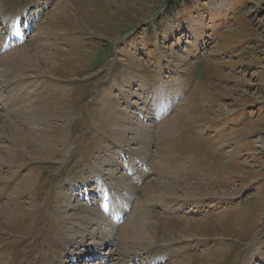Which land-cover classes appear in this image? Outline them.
<instances>
[{
	"label": "rangeland",
	"instance_id": "rangeland-1",
	"mask_svg": "<svg viewBox=\"0 0 264 264\" xmlns=\"http://www.w3.org/2000/svg\"><path fill=\"white\" fill-rule=\"evenodd\" d=\"M0 117V264H264V0H0Z\"/></svg>",
	"mask_w": 264,
	"mask_h": 264
},
{
	"label": "bare ground",
	"instance_id": "bare-ground-1",
	"mask_svg": "<svg viewBox=\"0 0 264 264\" xmlns=\"http://www.w3.org/2000/svg\"><path fill=\"white\" fill-rule=\"evenodd\" d=\"M37 59H39V58H36V60ZM43 61H44L45 64H47V61L45 59H43ZM33 62H34V60H33ZM164 87L165 86H161L160 90L163 89ZM129 91L131 92V90H129ZM162 92H163V90H161L158 95L161 96L162 95L161 94ZM143 94L145 95V98L144 97H140L139 100L145 106V105H147V102H148V99H149V94H147L146 92H144ZM134 97H135V95H134ZM180 97L182 98V95ZM135 106H138L139 107V105H135ZM168 110H169V108H167V109H161L160 107H158V109L156 110V113L159 114V117L158 118H160V114L161 113H166ZM141 111H143V110H140V116H143V113ZM145 111H147V110H145ZM175 112L177 113V112H179V110H176ZM175 112H174V114H172L170 116V118H172L173 115L176 114ZM115 116H116V113H115ZM117 116H118V119L114 118V119L110 120V124H111L112 127H116L115 128L116 129V133H117L118 137L120 138L121 142L124 140L125 134H126V132H129V130L132 131L133 134H134L133 137H132V139H130V140H133V141L135 140L137 142L139 140L138 133L134 129H130L128 126L127 127L122 126V125L120 126L119 124L124 123V121L127 120L128 121V124L138 125L140 121H138V119L136 120L135 118H133V116H131V117H130V115H129V117L125 116L124 113H123V111H122L121 114H118ZM167 120L168 119H166V120L164 119L163 122H161L159 125H162ZM175 120H176V117L172 118L169 122H167L162 127L163 132H165V131L166 132H169V129L172 127V125L174 124L173 122ZM119 122H121V123H119ZM0 123L4 124V120L1 117H0ZM141 123L143 125L147 124V123H144V122H141ZM117 126H119V127H117ZM41 136L35 130H30V131L25 132L22 136H19V139L16 140V141H17V143L19 144V146L23 150L27 151L35 159H42V158H45V157H47V158H55V154L58 153L55 144L51 140H49V142H45V136H43V135H41ZM128 144H129V142H128ZM262 148H264V142L262 144ZM9 153L13 157L17 152H16L15 149L14 150L12 149ZM33 155H35V156H33ZM32 173L30 175L24 176L23 179L19 182V184L16 185V187L13 190L15 195L17 194L18 191L22 193V191H29L30 190L31 185L34 182L33 181V175L34 174H32ZM0 183H3V178L1 176H0ZM160 184H162V187L159 190V194L162 197L164 195H167V196L170 195V196H174L175 197L174 188H169L165 182H162ZM184 194L185 195L183 197H180L181 199H184V197L186 199H190V197L193 196V194L188 193V192L187 193H184ZM7 197H8V195H7ZM8 204L9 203H6L5 205L3 204V206H0V215H3L8 220H15L14 217L22 216V214L24 213L23 212L24 210L21 207H17L14 210H12V209H10V205H8ZM7 206H9V207H7ZM136 209H137L136 212L139 214V218H137V220H135L134 222H132L133 227H139L138 230H137V232H136V237H137V239L146 238L147 241L150 242V238L148 237L149 234L147 232V227L149 225V221L147 219V215H145V214L140 215V212L141 211H139V210L141 208L138 207ZM110 214H112V213H110ZM118 215L120 216V214H118ZM117 218H118V216L115 214L114 217H113V219L116 220ZM130 224H129V227H130ZM108 234H105V235H101V233L96 234V236H99V238H102L103 239L104 242H102V244H101L102 246L105 243L111 242L110 235H108ZM124 238L125 237L123 235L118 236V242H122V240ZM81 241L77 242L78 244L76 243L75 249H76V251H78V253H74V259L72 261L74 264H77V263L78 264H82V263H79L81 261V259H85L86 258L87 259V262H89L92 259H94L95 257L100 256V255H103L101 253H98L99 251H97L98 248H97L96 245H93L92 243L91 244H86L85 243L86 242L85 240H83L84 242H81ZM112 256H113V254H112ZM112 256L110 255L107 258H111ZM84 264H86V263H84ZM100 264H105V263L100 262ZM126 264H132V263L131 262H127Z\"/></svg>",
	"mask_w": 264,
	"mask_h": 264
},
{
	"label": "trees",
	"instance_id": "trees-1",
	"mask_svg": "<svg viewBox=\"0 0 264 264\" xmlns=\"http://www.w3.org/2000/svg\"><path fill=\"white\" fill-rule=\"evenodd\" d=\"M175 1H178V2H187V3H189L191 0H175Z\"/></svg>",
	"mask_w": 264,
	"mask_h": 264
}]
</instances>
